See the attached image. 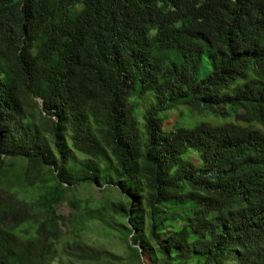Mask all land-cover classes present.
Here are the masks:
<instances>
[{
  "label": "trees",
  "instance_id": "1",
  "mask_svg": "<svg viewBox=\"0 0 264 264\" xmlns=\"http://www.w3.org/2000/svg\"><path fill=\"white\" fill-rule=\"evenodd\" d=\"M93 222L139 264H264V0H0V264L116 259Z\"/></svg>",
  "mask_w": 264,
  "mask_h": 264
},
{
  "label": "rangeland",
  "instance_id": "2",
  "mask_svg": "<svg viewBox=\"0 0 264 264\" xmlns=\"http://www.w3.org/2000/svg\"><path fill=\"white\" fill-rule=\"evenodd\" d=\"M201 77H204V73L201 72ZM203 122L211 125H222L226 122H235L237 125L243 128L257 129L258 126L255 124H249L247 121H235L233 118H221L215 117L212 114L200 110L190 111L185 106H180L178 109L167 112L162 118L163 128L165 130H171L174 126H180L185 128H192L196 124ZM191 157L195 159V155L191 153ZM10 161V159H7ZM17 162L14 161L13 165ZM73 194L75 197L79 198L83 203L85 201H117L119 199L126 201V198L122 197L116 190L106 189L105 187H99L96 185L92 186H75L72 191L68 193V196ZM73 212V209L68 205L67 202L61 203L57 207V214L68 216ZM119 229L116 231H103L97 222H93L89 227H86L81 234V239L83 242L95 249H98L101 253L106 252L115 256L116 259H105L101 257L93 258V263L91 264H139L135 260H132L129 256V251L126 249L124 244V229ZM122 228V227H121ZM68 233V232H67ZM71 237V236H69ZM130 239V238H129ZM136 246L139 247V242ZM150 254L144 253L141 255V262L143 264H149Z\"/></svg>",
  "mask_w": 264,
  "mask_h": 264
}]
</instances>
